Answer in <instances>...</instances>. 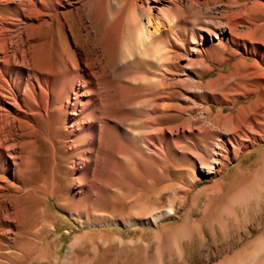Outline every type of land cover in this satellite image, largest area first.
<instances>
[{
  "label": "bare ground",
  "instance_id": "6f19581e",
  "mask_svg": "<svg viewBox=\"0 0 264 264\" xmlns=\"http://www.w3.org/2000/svg\"><path fill=\"white\" fill-rule=\"evenodd\" d=\"M51 2L0 0V237L7 243L22 227L21 215L35 216L39 226L29 234L43 257L48 248L45 238L53 228L46 202L58 191V143L53 142L52 175L37 178L39 181L29 175L36 170L40 142L50 139L42 124L49 115L48 103L59 100L49 90L61 73L77 69L78 88L68 124L69 142L74 145L68 152L79 146L86 149L73 169L80 174L92 165L86 179L76 177L78 187L83 181L93 182L101 170L102 151L109 147V130L117 121L115 113H109L103 122L101 108H90L95 105L127 106L129 112L122 118L131 128L145 127L148 133L128 128L126 135L150 156L159 157L164 151L162 137L166 134L170 139L176 133L200 139L204 144L197 158L207 174L225 168L232 152L237 156L243 148L264 140V129L256 127L264 123L260 118H264L263 85L247 90L249 94L262 93L240 107L237 115L226 116L239 122L231 128L220 116L222 109L215 113L210 107L213 101L221 103V97L196 101L208 89L223 95L231 86L246 87L245 80L264 79V16L257 18L258 11L264 14V0H54L50 7ZM61 29L67 33L73 61L61 49ZM56 40L60 50L54 59L48 44ZM228 44L243 51V59L234 62L229 73L203 83L201 77L212 70L208 51L219 49L220 64L230 63ZM234 54L240 56L241 52ZM253 54L255 60L249 61L247 56ZM191 103L202 106L199 118L188 109ZM83 104L90 111L81 120ZM177 111L181 114L175 122L172 119L178 116ZM162 119L169 121L162 123ZM237 128L229 135L230 129ZM249 174L264 183V165L254 172L242 171L233 182H241ZM251 197L263 207L264 192L245 193L234 202ZM171 212L172 207L166 214Z\"/></svg>",
  "mask_w": 264,
  "mask_h": 264
},
{
  "label": "rangeland",
  "instance_id": "374dc122",
  "mask_svg": "<svg viewBox=\"0 0 264 264\" xmlns=\"http://www.w3.org/2000/svg\"><path fill=\"white\" fill-rule=\"evenodd\" d=\"M263 16L262 11L257 12L258 19ZM66 37V31L61 29V49L73 61ZM57 43L56 40L53 45L48 44L54 59L60 50ZM228 49L226 57L232 61L223 65L219 62V49L208 51L207 62L212 70L201 77L203 83L220 73H229L234 62L243 59V51L236 46L228 44ZM237 52L241 55L236 56ZM253 57L254 54L247 56L249 61H254ZM192 69L200 71L197 67ZM63 73L52 82L49 92L59 100L51 99L48 103L49 115L42 124L50 139L40 142L42 152L36 159V170L29 175L34 181L52 175L53 142L58 143V191L46 202L48 220L53 223L44 241L49 249L43 257L35 238L29 234L39 226L35 216L21 215L23 228L7 243L0 237V264H264V204L257 205L255 196L243 204L234 202L245 193L261 194L264 183L251 174L241 182H233L242 171L254 172L264 165V140L243 148L237 156L232 152L225 168L207 174L197 158L199 147L204 144L200 139L182 133L170 139L166 134L162 137L164 151L159 157L150 156L133 144L131 135H126L128 128L148 133L145 127L131 128L122 118L129 112L127 106L95 105L90 108H101L103 122L109 113H115L117 121L111 124L109 147L102 151L100 172L93 182L83 181L78 187L76 177L86 179L92 165L88 164L80 174L73 169V163L86 147L68 152L74 145L69 142L68 124L74 112L73 93L78 88L77 69ZM258 84L264 86V79L245 80L246 87L231 86L223 95L208 89L196 101L222 98L221 103L213 101L210 107L215 113L222 109L220 116L224 117L225 126L231 128L238 120L233 117L231 121L226 116L237 115L240 107L260 95L262 91L247 92ZM187 106L195 119L199 118L202 106ZM80 108V119H86L90 108L85 104ZM177 114L172 121H179L180 111ZM250 117L253 119L254 114ZM256 127L264 129V123H257ZM237 130L230 129L229 135ZM80 139L79 144L83 137ZM183 193L186 195L179 198ZM171 207L172 212L166 214Z\"/></svg>",
  "mask_w": 264,
  "mask_h": 264
}]
</instances>
